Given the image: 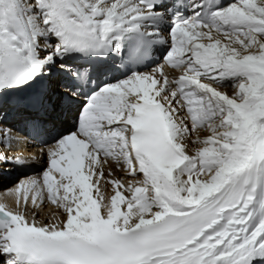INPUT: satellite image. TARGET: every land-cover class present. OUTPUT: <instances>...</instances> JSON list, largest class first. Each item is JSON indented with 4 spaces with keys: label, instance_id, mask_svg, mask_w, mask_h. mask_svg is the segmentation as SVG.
Wrapping results in <instances>:
<instances>
[{
    "label": "snow or ice",
    "instance_id": "obj_1",
    "mask_svg": "<svg viewBox=\"0 0 264 264\" xmlns=\"http://www.w3.org/2000/svg\"><path fill=\"white\" fill-rule=\"evenodd\" d=\"M30 3L0 0V90L33 80L53 59L40 58L33 36L54 34L61 57L107 53L111 33L156 15L153 0ZM37 12L43 31L35 27L39 16H25ZM260 48L264 61V42ZM232 51L213 63L188 51L181 62L187 71L173 80L157 67L158 76L133 73L95 92L45 170L53 180L48 198L65 212L63 224L0 221V264H264V117L252 136L244 126L248 114L264 110V77L258 82L252 57L236 60ZM237 77L243 82L236 95L217 87ZM138 81L146 82L142 89ZM114 93L122 95H107ZM20 103L39 107L44 99ZM202 129L211 134L202 139ZM190 140L197 145L191 154ZM110 161L131 179L106 174ZM37 186L19 181L16 191L27 198Z\"/></svg>",
    "mask_w": 264,
    "mask_h": 264
},
{
    "label": "bare ground",
    "instance_id": "obj_2",
    "mask_svg": "<svg viewBox=\"0 0 264 264\" xmlns=\"http://www.w3.org/2000/svg\"><path fill=\"white\" fill-rule=\"evenodd\" d=\"M26 6H31L30 0H25ZM264 7V0H229L226 4L224 9L221 11V15H218L220 17H217L215 19H212L210 23L205 28H190L187 29V25L179 26L176 28L177 33L175 34V40L183 39L186 44L180 48L177 49V47H173V50L171 53L167 54L169 55L170 59L162 60L163 62L153 68H150L142 73H139L141 75H156L158 76L156 72L157 67H162L164 70V73L166 74L167 71L171 73V76L169 77V80H172L171 78L175 79L177 78L173 74H179L180 76L185 74L187 71V65L182 64L181 62L186 60V57L184 55L185 52L192 51V52H199L201 54L200 58L208 63H213L216 60L224 59L225 57H232L234 55L232 50H235L236 60L243 59L245 57H252L255 60V64L252 68V71L257 75L258 82L260 77H264V61H261L259 59L260 53L262 49L260 48V42H264V13L260 11V9ZM39 16L40 20L36 22L35 27L37 31H43V16L41 13L37 12L34 14L26 13L25 16ZM163 16V13L160 11H156V15L151 17H145L141 19V24H144L149 21H154L156 19H159ZM225 17L228 19L230 17L231 21L234 25L228 26L227 24L230 23L229 20L221 21V18ZM164 21V20H162ZM133 24H125L122 29L117 30L110 34L111 39H116L117 36L129 25ZM33 24L28 22L26 20L25 22V30L27 33H31L33 30ZM185 28L187 31V34L184 35H177L179 33V29ZM243 34H240V30ZM208 34L209 37L203 36L201 32ZM166 35V34H165ZM168 40H170L169 35L167 36ZM32 39H37V50L40 54V58L43 59L46 57L49 53L53 54V59L51 61H48L44 64L42 67V71L44 73L50 74V77L53 75V69L55 66L63 65L65 64L63 62V56H59L55 54V48L54 45L58 42V38L55 37L54 34H50L48 36H40L35 37L33 36ZM24 41H28V36L25 35ZM241 41H243V44H241ZM18 46L21 43L19 40L14 41ZM49 45H52L51 47H48ZM171 43H168V47L171 46ZM48 47V48H46ZM166 55V57H167ZM172 57H175V60L172 59ZM179 65H176V64ZM55 65V66H54ZM178 69H177V68ZM52 74V75H51ZM129 78V77H128ZM126 79V78H123ZM123 79H120L123 81ZM118 80V81H120ZM117 81V82H118ZM243 81L240 80V78H232L226 81L225 85H217V87H221L222 90L231 92L233 95H236L238 93V86ZM138 83L141 86V89L144 86L145 81H138ZM259 87V83H258ZM118 96L122 95V93H116ZM256 94V93H254ZM58 102V101H57ZM53 103V105H50V107L47 108L46 113L50 114V116H54L55 119L50 118L49 124L54 123L55 126H60L61 128L64 126L65 123H68V117L67 114L65 115L64 107L61 106L59 103ZM77 101L74 100L70 104H68V108L73 106ZM67 107V106H66ZM67 108V109H68ZM68 109V110H69ZM261 112V109L258 108L256 111L248 114L246 121H245V128L248 130V135L252 136L255 134L257 129V122L264 117V115H255V113ZM264 112V110H263ZM6 125L8 123H5L2 119H0V129H5ZM251 125V127H249ZM211 133L207 129H202L199 131L200 137L206 138ZM7 139H10V135H7ZM195 137H192V140H194ZM6 137L4 132L0 131V155L4 154V151L6 149L5 147V141ZM197 145L189 141V148H190V154L191 152H194ZM47 161L46 163H48ZM45 163H42L39 165V167L32 173H28L25 175L20 174L19 177H29L34 180H40L43 167ZM1 166L8 168L10 167L9 161H4L0 164ZM111 170L113 172V175L117 178L124 179L127 181V179H131L130 177L126 176L119 168L112 163L111 161L105 166L104 171L107 174V172ZM142 176L136 177L137 180L142 179ZM17 181H13V178H9L6 180L5 184L2 186L0 184V194L1 193H8L10 191H16L17 187ZM21 193V191L19 192ZM106 194L111 195L112 194V188L109 185L106 188ZM47 205H44L46 207ZM26 212L31 214H37L36 217H38L39 220H42L46 222L47 224H50L52 222L55 224V219H57V222L62 225L63 221L65 219V212L59 207L58 204H52L48 205L47 208H44V210L40 213L39 211H36L34 208H26ZM55 216V219L53 218ZM49 219V220H48ZM255 262V261H254ZM253 262V263H254Z\"/></svg>",
    "mask_w": 264,
    "mask_h": 264
},
{
    "label": "rangeland",
    "instance_id": "obj_3",
    "mask_svg": "<svg viewBox=\"0 0 264 264\" xmlns=\"http://www.w3.org/2000/svg\"><path fill=\"white\" fill-rule=\"evenodd\" d=\"M55 66V65H54ZM56 67V66H55ZM178 69V68H177ZM175 76V75H174ZM180 76L179 74L176 75V77ZM68 123H65V125H67Z\"/></svg>",
    "mask_w": 264,
    "mask_h": 264
}]
</instances>
